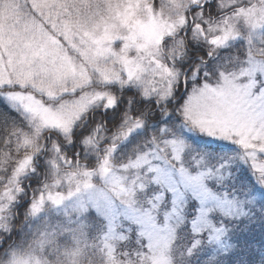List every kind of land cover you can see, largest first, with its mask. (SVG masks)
<instances>
[{
    "label": "snow or ice",
    "instance_id": "1",
    "mask_svg": "<svg viewBox=\"0 0 264 264\" xmlns=\"http://www.w3.org/2000/svg\"><path fill=\"white\" fill-rule=\"evenodd\" d=\"M0 264H264V0H0Z\"/></svg>",
    "mask_w": 264,
    "mask_h": 264
}]
</instances>
